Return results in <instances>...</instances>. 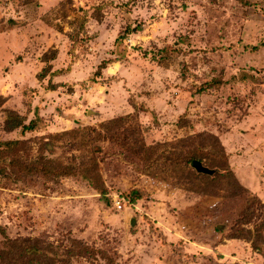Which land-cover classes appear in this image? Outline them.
<instances>
[{"label":"rangeland","instance_id":"1","mask_svg":"<svg viewBox=\"0 0 264 264\" xmlns=\"http://www.w3.org/2000/svg\"><path fill=\"white\" fill-rule=\"evenodd\" d=\"M0 226L56 264H264V0H0Z\"/></svg>","mask_w":264,"mask_h":264},{"label":"trees","instance_id":"2","mask_svg":"<svg viewBox=\"0 0 264 264\" xmlns=\"http://www.w3.org/2000/svg\"><path fill=\"white\" fill-rule=\"evenodd\" d=\"M54 53L56 54V51ZM48 60L49 59H45L44 61L46 62ZM47 65L50 66V63ZM50 69L47 70L44 67L41 74L37 75V77L43 78L46 75H49L50 79L52 75L55 74V72H50ZM50 87H52L51 89H54V87L56 88V85H51ZM1 112L5 113V129L11 130L13 128L21 127V129L25 131L26 129H30L32 127L31 123L26 125L24 123L23 115L15 112L14 109L2 108ZM18 142L19 140L17 139L5 141L7 145H13ZM194 159L201 162L202 158L201 156L193 154L187 158V161L188 163H191ZM4 231V228L0 226V234L4 236V241L0 246V264H56V261H58L57 252L49 249V247L53 248L51 244L45 243L43 240L29 237L9 238L5 235Z\"/></svg>","mask_w":264,"mask_h":264},{"label":"water","instance_id":"3","mask_svg":"<svg viewBox=\"0 0 264 264\" xmlns=\"http://www.w3.org/2000/svg\"><path fill=\"white\" fill-rule=\"evenodd\" d=\"M192 167L201 173H205V174H211L212 173V169L207 168L206 166H204L199 160H192L191 162Z\"/></svg>","mask_w":264,"mask_h":264},{"label":"crops","instance_id":"4","mask_svg":"<svg viewBox=\"0 0 264 264\" xmlns=\"http://www.w3.org/2000/svg\"><path fill=\"white\" fill-rule=\"evenodd\" d=\"M50 72H56V71H55L53 68H51V69H50ZM56 74H57V73H55L54 75H52L51 78L53 79V77H54ZM48 77H49V75H48ZM52 79H51V81H52ZM56 87H57V86H56ZM18 113H19V112H18ZM19 114H20V113H19Z\"/></svg>","mask_w":264,"mask_h":264}]
</instances>
